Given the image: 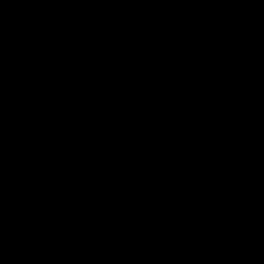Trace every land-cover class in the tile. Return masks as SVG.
I'll list each match as a JSON object with an SVG mask.
<instances>
[{
  "label": "water",
  "instance_id": "water-1",
  "mask_svg": "<svg viewBox=\"0 0 264 264\" xmlns=\"http://www.w3.org/2000/svg\"><path fill=\"white\" fill-rule=\"evenodd\" d=\"M0 264H264V0H0Z\"/></svg>",
  "mask_w": 264,
  "mask_h": 264
}]
</instances>
